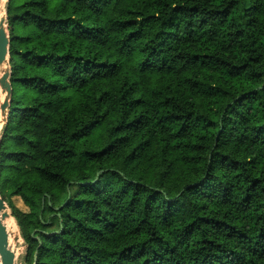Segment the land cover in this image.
<instances>
[{
    "label": "trees",
    "instance_id": "1",
    "mask_svg": "<svg viewBox=\"0 0 264 264\" xmlns=\"http://www.w3.org/2000/svg\"><path fill=\"white\" fill-rule=\"evenodd\" d=\"M6 11L26 264H264V0Z\"/></svg>",
    "mask_w": 264,
    "mask_h": 264
},
{
    "label": "water",
    "instance_id": "2",
    "mask_svg": "<svg viewBox=\"0 0 264 264\" xmlns=\"http://www.w3.org/2000/svg\"><path fill=\"white\" fill-rule=\"evenodd\" d=\"M9 1V0H7ZM8 3V2H7ZM6 3L0 0V65H5V72L0 77V87L3 94V102L0 105L1 123H7L8 114L11 108V98L13 89L11 85V67H10V35L7 25ZM4 14V17L2 18ZM2 18V19H1ZM8 207L5 201L0 197V261L1 264H15L16 253L10 247V235L4 222L10 219L7 212Z\"/></svg>",
    "mask_w": 264,
    "mask_h": 264
},
{
    "label": "rangeland",
    "instance_id": "3",
    "mask_svg": "<svg viewBox=\"0 0 264 264\" xmlns=\"http://www.w3.org/2000/svg\"><path fill=\"white\" fill-rule=\"evenodd\" d=\"M7 2L8 1H6V4H7ZM2 102H3V94H2V89L0 87V105L2 104ZM3 127H4V125H2V123H1V110H0V135H1V131H2ZM0 138H1V136H0ZM0 197L2 198L1 195H0ZM5 203H6L7 207H8L7 212L10 215V219H13L15 221L16 226H17V233L15 235L16 237L14 239H10V247L16 253V262H15V264H26L25 263V257H26L27 245L25 243V240L21 236L20 228L18 226L16 218L12 214V210L10 209V207L7 204L6 201H5ZM12 203L18 209H20V210H22L24 212L28 211V208L24 205V203H23V201L21 200L20 197H14L12 199Z\"/></svg>",
    "mask_w": 264,
    "mask_h": 264
},
{
    "label": "bare ground",
    "instance_id": "4",
    "mask_svg": "<svg viewBox=\"0 0 264 264\" xmlns=\"http://www.w3.org/2000/svg\"><path fill=\"white\" fill-rule=\"evenodd\" d=\"M7 0H3L4 3H6ZM4 17V14L2 16V18ZM1 18V19H2ZM5 65H0V77L3 75V73L5 72ZM4 224L7 227L8 233L10 235V239H14L17 233V226L15 224V221L13 219H7ZM1 264V262H0Z\"/></svg>",
    "mask_w": 264,
    "mask_h": 264
}]
</instances>
